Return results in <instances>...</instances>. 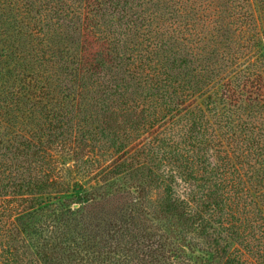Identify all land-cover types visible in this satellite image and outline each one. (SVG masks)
Instances as JSON below:
<instances>
[{
    "label": "trees",
    "instance_id": "1",
    "mask_svg": "<svg viewBox=\"0 0 264 264\" xmlns=\"http://www.w3.org/2000/svg\"><path fill=\"white\" fill-rule=\"evenodd\" d=\"M262 23L264 0H0V264L106 262L59 220L111 176L181 264H264ZM64 154L99 181L73 191Z\"/></svg>",
    "mask_w": 264,
    "mask_h": 264
},
{
    "label": "rangeland",
    "instance_id": "2",
    "mask_svg": "<svg viewBox=\"0 0 264 264\" xmlns=\"http://www.w3.org/2000/svg\"><path fill=\"white\" fill-rule=\"evenodd\" d=\"M59 161L78 181L72 185L73 191L83 192L81 187L99 181L98 177L91 179L88 174L71 170L76 169L73 155L64 154ZM71 206L73 212L62 214L61 226L72 228L77 224L90 252L110 256L103 264H181L188 254L179 249L166 222L149 208L143 192L120 176H111L108 184Z\"/></svg>",
    "mask_w": 264,
    "mask_h": 264
}]
</instances>
